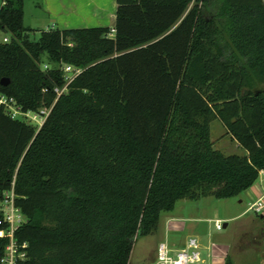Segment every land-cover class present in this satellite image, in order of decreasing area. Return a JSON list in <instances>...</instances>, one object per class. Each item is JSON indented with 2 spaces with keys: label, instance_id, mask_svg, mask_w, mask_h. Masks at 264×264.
<instances>
[{
  "label": "trees",
  "instance_id": "1",
  "mask_svg": "<svg viewBox=\"0 0 264 264\" xmlns=\"http://www.w3.org/2000/svg\"><path fill=\"white\" fill-rule=\"evenodd\" d=\"M116 1L112 26L38 39L25 0L0 7V97L52 108L40 127L0 105V202L14 188L25 217L17 264H129L179 200L238 196L264 169V0ZM68 65L81 71L58 96ZM215 119L244 154L215 148Z\"/></svg>",
  "mask_w": 264,
  "mask_h": 264
},
{
  "label": "crops",
  "instance_id": "2",
  "mask_svg": "<svg viewBox=\"0 0 264 264\" xmlns=\"http://www.w3.org/2000/svg\"><path fill=\"white\" fill-rule=\"evenodd\" d=\"M28 1L24 2V23L35 30L112 26L116 19V0H35V6L30 8V11L27 9ZM2 4L3 0H0V7ZM263 194L264 186L255 182L239 195L236 203L244 202V199L253 202ZM203 199L211 198L205 197L193 202L181 199L172 211L162 212L159 227L155 232L159 235V243L166 242L176 251L183 248L190 237H196L200 243L203 264H227L228 260L233 264H241L240 256L254 254L253 231L223 237L218 236L214 229L222 230L216 228L215 220H223L224 227H228L231 221L245 216L246 210L238 213L236 209L231 208L230 211L227 203L221 201L222 198L213 202L209 200L206 204L210 205V210L207 211L204 208L206 204L201 202ZM259 228L256 233L258 237L264 238V223ZM153 258L156 259V254ZM261 258L264 259V249Z\"/></svg>",
  "mask_w": 264,
  "mask_h": 264
},
{
  "label": "built area",
  "instance_id": "3",
  "mask_svg": "<svg viewBox=\"0 0 264 264\" xmlns=\"http://www.w3.org/2000/svg\"><path fill=\"white\" fill-rule=\"evenodd\" d=\"M114 34V29L110 32V35ZM10 40L9 36H5L0 41L7 42ZM47 67V65L45 66ZM66 72V84L62 88L56 87L55 90L60 96L68 87V85L74 80V78L80 73L81 69L73 66H65ZM13 98L6 96L0 97V105H6L13 117H22L28 119L34 123H37L40 127L46 121L52 108H42L40 112H23L20 107L16 106ZM259 176L264 177V169L259 171ZM15 190H11L5 193L3 201L0 202V208L4 211V218L0 220V224H6L5 228L0 229V237L9 238V243L6 246V253L2 258L4 264H17L18 258L25 256L24 251H21L19 244L15 238L16 230L23 224L25 217L20 208L15 202ZM249 208L264 217V194L257 200L253 201ZM217 229H223L224 223L222 220H215ZM27 244L24 243L23 247ZM203 256L200 248V243L196 237H190L186 245L176 251L172 250L166 242L159 243L156 250V264H203Z\"/></svg>",
  "mask_w": 264,
  "mask_h": 264
},
{
  "label": "rangeland",
  "instance_id": "4",
  "mask_svg": "<svg viewBox=\"0 0 264 264\" xmlns=\"http://www.w3.org/2000/svg\"><path fill=\"white\" fill-rule=\"evenodd\" d=\"M34 1L35 0L28 1L27 3L28 11H30V8L35 6L33 4ZM40 33H41L40 29L35 30L31 34L32 39H38ZM5 36H10V35L4 31H0V39H2ZM211 139L214 142L215 148L221 150L226 155H230V154L242 155L245 153V149L236 140H234L230 135L226 133L225 127L219 119H215L211 122ZM256 183L262 184L264 186V177L259 176ZM210 198L211 199H203L201 202H204V204H206L207 202H210L209 200H212V202L218 200V198L213 196H211ZM238 198L239 195L225 199L221 198L222 199L221 201L227 203V207L230 211L231 208L232 210L236 209V212L238 213L241 210H246L245 216L241 217L237 221L234 220L231 221L230 225L228 227H224L222 230L214 229V231L219 234L218 236H223V237L227 235L228 237L236 236V234L238 236L244 231H253V234H255V237L253 239L254 254L250 256L248 253V255L240 256L241 257L240 259L242 261L241 264H263L264 259L261 258V252H263L264 249V238L258 237L256 232L260 230L259 227L262 226V223H264V217L262 218L260 214H257L253 210H249V206L252 203L249 201V199H244V202L236 203ZM189 201L193 202L194 200H189ZM204 208L207 211H209L210 205L206 204ZM259 224L261 225L258 226ZM213 226L215 228L214 223ZM238 242L239 240H237V243ZM158 243H159V235H156V233L138 237L135 241L132 250L130 264H156V260H154L153 256L154 254H156L154 248L156 246L158 247L159 245Z\"/></svg>",
  "mask_w": 264,
  "mask_h": 264
},
{
  "label": "water",
  "instance_id": "5",
  "mask_svg": "<svg viewBox=\"0 0 264 264\" xmlns=\"http://www.w3.org/2000/svg\"><path fill=\"white\" fill-rule=\"evenodd\" d=\"M9 78H6V77H4L3 79H2V83L3 84H8L9 83Z\"/></svg>",
  "mask_w": 264,
  "mask_h": 264
}]
</instances>
